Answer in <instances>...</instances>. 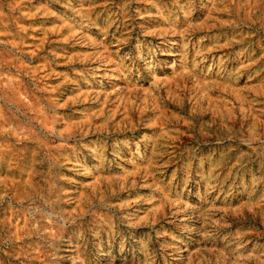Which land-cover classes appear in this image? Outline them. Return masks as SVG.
Masks as SVG:
<instances>
[{
    "label": "rangeland",
    "instance_id": "rangeland-1",
    "mask_svg": "<svg viewBox=\"0 0 264 264\" xmlns=\"http://www.w3.org/2000/svg\"><path fill=\"white\" fill-rule=\"evenodd\" d=\"M0 264H264V0H0Z\"/></svg>",
    "mask_w": 264,
    "mask_h": 264
}]
</instances>
